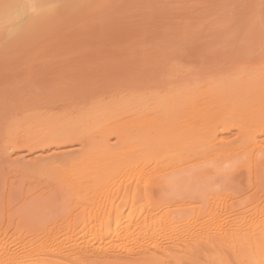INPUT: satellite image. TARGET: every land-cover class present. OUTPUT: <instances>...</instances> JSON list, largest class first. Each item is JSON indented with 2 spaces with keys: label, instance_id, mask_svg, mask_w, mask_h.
<instances>
[{
  "label": "bare ground",
  "instance_id": "bare-ground-1",
  "mask_svg": "<svg viewBox=\"0 0 264 264\" xmlns=\"http://www.w3.org/2000/svg\"><path fill=\"white\" fill-rule=\"evenodd\" d=\"M0 264H264V0H0Z\"/></svg>",
  "mask_w": 264,
  "mask_h": 264
}]
</instances>
